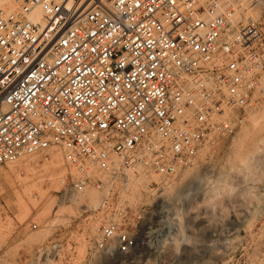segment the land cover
<instances>
[{
	"label": "built area",
	"instance_id": "1",
	"mask_svg": "<svg viewBox=\"0 0 264 264\" xmlns=\"http://www.w3.org/2000/svg\"><path fill=\"white\" fill-rule=\"evenodd\" d=\"M12 1L0 7V167L57 150L69 201L130 173L174 178L233 135L263 89L264 24L249 11L264 0H93L85 12L82 0ZM109 196L98 251L163 244L164 205L127 211Z\"/></svg>",
	"mask_w": 264,
	"mask_h": 264
},
{
	"label": "rangeland",
	"instance_id": "2",
	"mask_svg": "<svg viewBox=\"0 0 264 264\" xmlns=\"http://www.w3.org/2000/svg\"><path fill=\"white\" fill-rule=\"evenodd\" d=\"M249 15L264 24V3ZM255 98L233 135L168 181L130 173L69 201L60 196L69 172L57 150L0 167V264H264V83ZM150 181L162 186L156 198L144 194ZM106 195L127 211L164 205L163 244L113 259L98 251V228L114 214L101 206ZM52 244L59 256H36Z\"/></svg>",
	"mask_w": 264,
	"mask_h": 264
},
{
	"label": "bare ground",
	"instance_id": "3",
	"mask_svg": "<svg viewBox=\"0 0 264 264\" xmlns=\"http://www.w3.org/2000/svg\"><path fill=\"white\" fill-rule=\"evenodd\" d=\"M8 1L10 0H0V7L3 10V12L5 13H10V12H14L15 9L17 8V6L14 3H10L8 4ZM87 0H82L79 5H78V10L81 12H85L93 3V0H90L87 4H85ZM8 4V6H7ZM255 14V13H254ZM33 19L38 20L42 23V11H40L39 9H37L33 15ZM53 158L57 159L58 161L61 162L62 156L60 152H57L53 155ZM196 163V162H195ZM194 165V164H193ZM191 167V166H190ZM183 171V170H182ZM178 176V175H177ZM38 263V262H36ZM34 263V264H36Z\"/></svg>",
	"mask_w": 264,
	"mask_h": 264
}]
</instances>
